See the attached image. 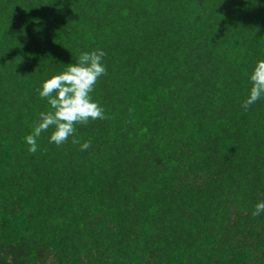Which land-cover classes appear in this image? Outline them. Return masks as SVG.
I'll return each instance as SVG.
<instances>
[{"label":"trees","instance_id":"obj_1","mask_svg":"<svg viewBox=\"0 0 264 264\" xmlns=\"http://www.w3.org/2000/svg\"><path fill=\"white\" fill-rule=\"evenodd\" d=\"M97 49L91 147L29 153L37 90ZM260 60L264 0H0V264H264Z\"/></svg>","mask_w":264,"mask_h":264},{"label":"clouds","instance_id":"obj_2","mask_svg":"<svg viewBox=\"0 0 264 264\" xmlns=\"http://www.w3.org/2000/svg\"><path fill=\"white\" fill-rule=\"evenodd\" d=\"M105 56L100 49L81 52L75 63L67 64L65 70L43 81L37 91L39 97L47 101L50 110L39 114L31 133L24 138L29 153L37 152L38 138L49 129H52L49 143L58 147L68 143L69 138L72 143L80 144L81 151L91 147V141L80 143L75 134L78 125L108 118L103 107L92 98L97 83L107 75ZM249 80L250 92L241 105L244 110L264 98V60L256 62ZM261 213H264V201L256 203L251 214L258 217Z\"/></svg>","mask_w":264,"mask_h":264}]
</instances>
